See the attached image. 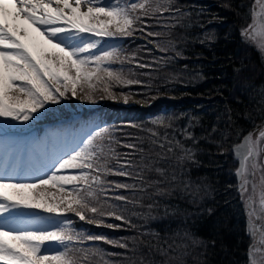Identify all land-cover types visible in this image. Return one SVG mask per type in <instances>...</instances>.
I'll use <instances>...</instances> for the list:
<instances>
[{"label":"trees","instance_id":"16d2710c","mask_svg":"<svg viewBox=\"0 0 264 264\" xmlns=\"http://www.w3.org/2000/svg\"><path fill=\"white\" fill-rule=\"evenodd\" d=\"M253 3L254 0H172L173 9H179L178 12L170 10L141 17L143 23L137 22L132 36L94 37L100 39L97 49L92 50L94 53L99 55L117 48L119 59L109 66L122 73L126 80L140 81L111 84L112 93L117 92L123 100L127 96V103L108 98L98 100L102 93L97 92L94 107L79 109L70 97L47 105L28 122L0 117V130L13 122L35 123L34 132L40 133L45 129L44 123L80 113L82 118L75 132H83L82 140L97 125L107 127L114 138L111 147L121 164L133 165L126 168L130 176L102 177L106 184L139 185L137 174L149 184L164 180L143 192L116 189L114 184L106 188L108 199L105 201L102 196L101 203L105 208L118 205V211H123L130 223L105 217L104 223L97 225L81 221L73 213L65 214L77 233L128 241L129 250H125L104 241L83 240L78 247L98 248L106 253L102 260L95 258L96 264H140L141 257L144 264L165 261L169 264H248L252 240L245 204L237 189L234 171L237 160L231 147L264 117V54L241 35V29L251 22L249 13ZM149 32L160 35L148 36ZM104 86L96 85L97 88ZM133 95L150 103L135 104L131 102ZM153 132L159 135L153 136ZM187 132L195 139L187 138ZM159 143L166 147L161 149ZM181 145L192 151V160L178 162ZM168 147L173 151L167 152ZM157 153L167 158L159 160ZM150 159L159 160L155 167L166 169V178L143 168ZM172 175L176 176L174 182ZM157 187L167 189L168 194H158ZM116 195L138 203L117 201ZM149 204L153 207L149 208ZM24 210L38 211L47 217L50 223L45 229L49 231L58 222L57 217L41 210ZM87 218L92 219V214ZM109 224L121 226L110 228ZM133 237L137 240L135 251L130 250L134 246L130 239ZM193 240L200 243L193 244ZM158 243L165 248L172 244L173 248L165 256L155 250Z\"/></svg>","mask_w":264,"mask_h":264},{"label":"snow or ice","instance_id":"6c2138e0","mask_svg":"<svg viewBox=\"0 0 264 264\" xmlns=\"http://www.w3.org/2000/svg\"><path fill=\"white\" fill-rule=\"evenodd\" d=\"M170 10L179 11L173 9L172 0H166V3L161 0H108L106 4L103 0H0V117L28 122L47 105L58 104L65 98L75 97L94 103L97 92L102 93L100 99H115L112 83L140 81L126 80L122 73L109 66L119 59L117 48L102 51L99 55L92 50L97 49L104 37L132 36L137 22L143 23L141 17ZM249 16L251 22L241 29V35L264 52V0H254ZM147 35L160 34L149 32ZM97 84L105 86L97 88ZM127 101L125 96L124 102ZM158 123L163 124V121ZM158 135L153 132V136ZM186 135L195 139L191 132ZM113 142L108 128L97 125L75 148L45 162L42 169L46 170L37 169L40 174L33 176L31 182H17L0 174V261L3 264H96L95 258L102 260L106 253L98 248L78 247L85 239L104 241L129 250L127 240L121 242L103 235L84 236L75 232L72 221L65 215L73 213L83 221L91 213L89 223L97 225L103 224L105 217L130 223L123 211H118V205L105 208L101 203L102 196L105 201L108 199L106 188L114 184L116 189L143 192L148 187L164 183L161 179L149 184L137 174L141 181L139 185L106 184L102 178L106 175H132L126 168L133 165L131 162L121 164L111 147ZM158 146L161 149L166 147L163 143ZM180 147L178 162L194 158L190 149ZM166 151L172 152L173 148L168 147ZM236 151L239 158L236 175L241 181L240 191L246 195L248 233L253 239L249 246L248 264H264V124L248 133L244 143L236 146ZM157 156L159 160L167 158L160 153ZM159 160L150 159L143 168L166 178V169L155 167ZM118 166L120 170H117ZM171 180L174 182L176 176L172 175ZM156 191L160 195L168 194L165 188L157 187ZM114 199L138 203L129 201L124 195H116ZM22 209L41 210L57 217L58 222L52 225L51 231L44 228H5L4 224L29 215ZM34 219L45 218L34 215ZM120 226L108 225L110 228ZM130 239L134 245L130 250L135 251L137 240L135 237ZM192 243L200 241L193 240ZM171 248L172 244L167 248L159 243L155 246V250L165 256ZM140 264H144L142 257Z\"/></svg>","mask_w":264,"mask_h":264},{"label":"rangeland","instance_id":"374dc122","mask_svg":"<svg viewBox=\"0 0 264 264\" xmlns=\"http://www.w3.org/2000/svg\"><path fill=\"white\" fill-rule=\"evenodd\" d=\"M264 54V52H263ZM117 99V98H115ZM114 99V100H115ZM98 100H100V98H98ZM69 101V100H68ZM68 101L66 102L67 106L70 107ZM71 101H75L76 103V107H81V106H90V105H94L93 103H90L88 101H84V100H80L78 98L73 97V99H71ZM74 103V102H73ZM13 126H16L18 128V125L13 124ZM59 131H57L56 133L58 134H49L47 135L46 133L43 134V142H45L46 144H48L51 147V151L49 150L48 152L46 151L45 154L41 155V157L39 159L37 158H32V163L28 164L25 161V158L23 156H18V155H13V154H5L3 151V148L0 147V166L7 164V170L4 172L0 169V174L6 175L8 176L10 174V176L14 179H18V180H22V178H19L18 176L14 175V172L16 169H22V172L24 173L25 176H27L26 178L31 181L32 177L35 175H39L40 172L37 171V169H42V165L49 161L51 158H54L56 156L62 155L65 152H67L68 150H70L71 148H73V144L68 142V135L70 133L69 132V125H64L62 126L61 124L57 125ZM64 127H68V132L66 131V133H68V135L64 134L63 139L61 138L62 134L60 133V131L62 130V128ZM71 127V124H70ZM51 141H53V143H51ZM53 144V146H52ZM42 170H46V169H42ZM9 172V174H8ZM245 204V203H244ZM245 210H246V205H245ZM6 216V214H5ZM45 222H40L37 220L34 221H23L20 219V217L16 218L15 220L8 222L6 224H4L3 226L5 228H39L41 226H44Z\"/></svg>","mask_w":264,"mask_h":264},{"label":"flooded vegetation","instance_id":"af4514ba","mask_svg":"<svg viewBox=\"0 0 264 264\" xmlns=\"http://www.w3.org/2000/svg\"><path fill=\"white\" fill-rule=\"evenodd\" d=\"M263 119H264V117H263ZM262 124H264V122H262ZM261 125V124H260ZM259 125V126H260ZM258 127V125H256L254 128H253V131L252 132H254V130L256 129ZM238 163L239 162H237V165H236V167H235V170H236V168L238 167ZM259 176V173H257V177ZM236 181H237V189H238V193H239V195H240V197H241V199L244 201V203H245V199H246V195H243L242 193H241V191H240V183H241V181L240 180H238L237 178H236ZM249 190H251V185H249ZM246 205V204H245ZM246 215H247V209H246ZM247 224H248V221H247ZM251 239H252V237H251ZM257 239H259V237H257ZM252 243H253V239H252ZM251 243V244H252Z\"/></svg>","mask_w":264,"mask_h":264},{"label":"water","instance_id":"95a60500","mask_svg":"<svg viewBox=\"0 0 264 264\" xmlns=\"http://www.w3.org/2000/svg\"><path fill=\"white\" fill-rule=\"evenodd\" d=\"M248 133H249V132H247V133L242 137V139H241L239 142L235 143V144L232 146V152H233V154H234V156H235L236 158H238L237 151H236V146H237V145H242V144L244 143V137H245L246 135H248ZM238 159H239V158H238ZM237 178L240 179L238 176H237Z\"/></svg>","mask_w":264,"mask_h":264}]
</instances>
